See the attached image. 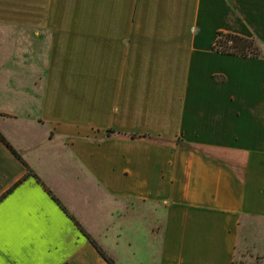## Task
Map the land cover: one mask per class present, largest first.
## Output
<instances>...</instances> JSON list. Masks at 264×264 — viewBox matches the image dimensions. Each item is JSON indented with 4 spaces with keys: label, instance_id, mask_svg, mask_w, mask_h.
<instances>
[{
    "label": "crops",
    "instance_id": "obj_1",
    "mask_svg": "<svg viewBox=\"0 0 264 264\" xmlns=\"http://www.w3.org/2000/svg\"><path fill=\"white\" fill-rule=\"evenodd\" d=\"M218 32L264 51V0H0V132L25 162L0 139L2 264H108L48 189L106 253L142 202L164 205L158 264H235L264 220V58Z\"/></svg>",
    "mask_w": 264,
    "mask_h": 264
},
{
    "label": "rangeland",
    "instance_id": "obj_2",
    "mask_svg": "<svg viewBox=\"0 0 264 264\" xmlns=\"http://www.w3.org/2000/svg\"><path fill=\"white\" fill-rule=\"evenodd\" d=\"M138 102L142 105L145 100L138 98ZM42 135L39 133L36 139L41 140ZM128 203L131 206L129 213L126 214L122 207L119 222L110 227L105 250H109L107 254L116 264H158L164 205L156 208L142 202ZM117 232L120 237H117ZM248 234L245 249L240 242L236 264H264V220L251 221Z\"/></svg>",
    "mask_w": 264,
    "mask_h": 264
},
{
    "label": "trees",
    "instance_id": "obj_3",
    "mask_svg": "<svg viewBox=\"0 0 264 264\" xmlns=\"http://www.w3.org/2000/svg\"><path fill=\"white\" fill-rule=\"evenodd\" d=\"M213 51L224 54V55H232V56H239L244 58H264V51L260 47V44L255 39H249L245 38L239 35L231 34V33H225V32H218L217 34V40L213 47ZM115 131H107V135L111 136L112 134H115ZM141 135L138 134H132L133 138L140 137ZM145 137V136H144ZM0 139L1 141L9 148V150L24 164L25 162L21 158V156L18 154V152L15 150V148L11 145V143L6 139V137L0 132ZM27 176H34L37 178L40 182V178L28 167V173ZM23 180V179H22ZM22 180L19 182L21 183ZM19 183H17L13 188H15ZM12 188V189H13ZM11 189V190H12ZM48 192L52 195L54 200L59 204V206L64 210V212L76 223V225L84 232L85 235L88 236V239L90 243L94 246V248L97 250L99 255L108 263V264H116V262L108 256V254L98 245V243L90 236L88 235L80 223L75 219L73 215L69 213V211L66 209V207L59 201V199L48 189ZM1 200V198H0ZM237 263V260L235 264Z\"/></svg>",
    "mask_w": 264,
    "mask_h": 264
},
{
    "label": "snow or ice",
    "instance_id": "obj_4",
    "mask_svg": "<svg viewBox=\"0 0 264 264\" xmlns=\"http://www.w3.org/2000/svg\"><path fill=\"white\" fill-rule=\"evenodd\" d=\"M0 247H2V241H0ZM0 264H2V262H0Z\"/></svg>",
    "mask_w": 264,
    "mask_h": 264
}]
</instances>
